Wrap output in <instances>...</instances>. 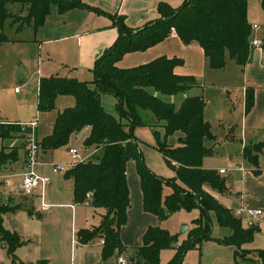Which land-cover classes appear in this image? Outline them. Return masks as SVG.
I'll list each match as a JSON object with an SVG mask.
<instances>
[{"label": "trees", "instance_id": "obj_1", "mask_svg": "<svg viewBox=\"0 0 264 264\" xmlns=\"http://www.w3.org/2000/svg\"><path fill=\"white\" fill-rule=\"evenodd\" d=\"M248 3L249 0H185L177 9L160 3L158 11L161 17L135 30L127 26L123 17L107 15L113 20L119 36L113 46L96 61L92 81L60 76L40 79L38 111L55 110L57 99L61 96L75 99L74 106L57 114L51 135L39 142L43 153L67 146L74 134L87 127L91 130L84 146L87 150H95L93 159L78 163L65 173V177L73 180L76 204H87L90 200L92 207L105 211L98 227L81 229L77 234L81 244L103 239L104 260L115 252L123 254L127 251L121 241V229L128 222L131 207L127 166L130 161H134L145 212L157 216L160 222L182 209H197L199 217L192 221L186 239L181 241L178 236L160 226L149 227L143 236L142 245L134 250V256L127 259L128 264H161L162 251L170 249L174 243L179 244L166 264H183L189 250L201 249L202 244L209 240L231 246L235 264H240V260L264 264V250H259L258 257L252 259L247 257L252 251L245 248L254 241L261 228L258 225L245 228L232 210L219 203L206 190L209 188L220 194L229 191L227 179L219 171L203 167L204 159L215 154L213 148L206 146V142L214 141L215 136L211 125L205 121V100L201 96L186 97L178 108L164 99L185 95L201 85L193 77H182L175 73V68L183 64L179 59L162 57L131 69L118 66L125 55L144 52L175 32L185 44L197 42L202 47L211 69L224 70L228 59L245 68L251 61L253 49ZM9 4L30 5L25 23L35 30L45 24L51 14V5H58L60 14L77 8L93 9L82 0H0V45L9 42L5 33L7 20L11 18L7 11ZM95 11L104 14L98 9ZM23 22L20 19L14 23L19 25L17 32L25 28ZM262 49L264 53V41ZM103 95H111L116 99L115 115L103 106ZM254 105L255 90L247 88L246 115L251 113ZM146 113L152 115L151 122L145 119ZM140 126L152 129L156 141L154 149L174 170V177L162 178L147 167L140 141L135 135ZM20 132L18 123L0 124L2 141L13 138L23 140V146H2L0 176L7 165L18 161L20 150L25 148L24 137L14 136ZM173 136H177L176 143L170 142ZM228 139L235 141L232 132ZM263 150L264 141L246 146L243 157L258 168L259 155ZM259 172L255 170V173ZM167 188L171 191L165 194ZM22 209L25 207L4 203L0 199V246L6 248L12 264H26L16 256V251L26 241L16 229H7L4 220L6 215ZM27 212L29 216L35 214L32 209H27ZM212 213L216 214L220 227L231 231L229 235L220 239L213 237ZM36 264H48V261L41 260Z\"/></svg>", "mask_w": 264, "mask_h": 264}, {"label": "crops", "instance_id": "obj_2", "mask_svg": "<svg viewBox=\"0 0 264 264\" xmlns=\"http://www.w3.org/2000/svg\"><path fill=\"white\" fill-rule=\"evenodd\" d=\"M184 1L185 0H82L85 5L93 9L77 8L63 14L57 12L58 17L54 18L52 22L48 17L42 27L36 30L31 26L28 27L27 39H9L11 41L10 43L23 42L32 44L35 50H39V56H43L44 49H46V54L44 56L46 58V61L43 63V60L41 59L42 56L41 58L39 57L40 66L43 67V70H40L39 67L37 70V73L40 75V79L44 77L61 76L65 78H76L80 81L90 82L93 80L92 70L96 61L103 55V53L107 49L113 46L119 36L117 27L114 26L113 20H111L107 15H116L123 17L127 26L135 30L138 28H142L149 22L158 20L161 17L158 11V6L160 3H165L173 9H177L184 3ZM95 9H98L104 14L97 13ZM23 31L24 29L22 30V32ZM254 32L255 31H253V33ZM252 40H254L253 36ZM261 41H264V37H262ZM162 57L181 60L183 64L175 68V73L178 76L182 77H193L201 85V87L194 88L190 90L187 95L182 96H201L204 100L205 97L209 98V106L206 103L204 114L205 121H207L209 124L210 122L208 120V117L211 111V100H213V92L211 91L224 88L225 94L217 93V95L220 96V102H232L233 100L231 89H235V87H237L236 91H239L241 93V95H237L240 97L238 98V101L239 103L242 102V109L245 115V118L243 120L244 130L246 132H251L254 135L253 137L255 138H257L256 136L258 133H261L259 131V128L264 131V53L262 46L252 49L251 61L245 68H241L233 61L228 59L227 66L224 70H214L209 67L204 50L197 42L185 44L178 37V35L173 32L163 42L144 52H134L125 55L124 58L118 63V66L122 69H131L148 64ZM229 62L234 63L233 65L236 66H231L230 69L225 72L229 65ZM218 71L224 72L223 74H219ZM206 85L208 87H206ZM247 88H254L255 90V105L251 113L248 115L245 114V97ZM16 94H19V92H16ZM66 97L69 96L59 97L57 99V102L60 101V99H65ZM105 98L106 97L104 95L102 97V102L103 106L108 111L105 105ZM108 104H110V101H108ZM113 104V108L116 111V103L114 102ZM74 105L75 102L73 103V101L70 100H68L67 102H63V107L61 110H58V113L63 109L72 107ZM232 107L234 108L235 105L232 104ZM227 108H230L231 110L230 104H227ZM225 112L227 113L226 108L220 112H217L215 114L216 120H221ZM220 127L226 129L224 125H220ZM147 128L150 129L155 145L156 141L153 135V131L150 127ZM85 129L87 130L88 137L91 130L88 127ZM229 130H232V128H230ZM135 135L138 140L141 141V139H139V137H142V132L140 129H136ZM17 140L20 141V144L23 142L21 138H18ZM227 140L229 141L228 135ZM257 140L258 139L253 138L251 140L249 139L248 141L241 139V162H237L234 164L230 180L226 178V175H228V170H226V174H223L222 176L227 179L229 191L226 194H231V192H234L237 197V204L235 207H226L232 210L234 216L235 212L238 209L261 210L263 213L257 219L249 218V226L258 225L262 230V225H264V162L262 160V158L264 157V150L259 155L258 168L252 165L243 157V151L246 146L264 141ZM141 147H143L142 144ZM24 150L25 148H22L20 150V156L24 157ZM52 151L44 153V155L41 157V160L45 162V157ZM87 151L91 154H93V151L95 152L94 149H89ZM23 157L18 162V164L22 167V170ZM242 163H248L250 167L252 166V168L246 169ZM10 165L12 166V164ZM128 165L129 166L127 167V170L129 168L131 173V180L129 179L128 181L130 200L133 191L136 196V201L135 203H133V207L131 202V207L128 211V222L121 229V241L127 248L126 252H134L135 249L139 248L142 245L143 236L148 228L159 226L160 220L157 218V216L144 211L143 192L141 189L140 178L137 174L136 164L134 162L135 168L133 166H131L130 168V164ZM222 169H219L218 171ZM256 169H258L260 172L255 173ZM5 173L6 172H4V177L0 176V181L4 180V184L0 186H5L6 188L12 187L13 182L9 180V176L11 175H6ZM174 176L175 173L172 177ZM18 186H21V184ZM206 190L211 194L213 193L211 189L209 190L206 188ZM1 200L4 201V199ZM49 205L51 206V209L56 207L72 209V234L74 236V239L72 238L71 248L72 252H74V256H71V259L68 263H62L63 260L61 259L64 253H62V250L59 247L60 241L58 238V234L60 233L57 232L56 227L53 225L52 227L55 228V232L54 228H52L50 232H48L47 238L49 239V241L47 242L46 250L42 248L43 245L42 247H36L32 251L24 250L25 248L21 247L16 252L17 258L20 261L26 264H36L41 260L48 261V264H119L121 257L126 258L127 254L124 255L125 252L123 254L115 252L112 257L104 260L102 258L103 244L101 243L103 239L97 238L92 240L88 244H81L78 241L77 233L79 230L92 229L94 227H98L101 224L102 217L105 214L104 210L95 209L89 202L87 204H80L82 206L91 207L94 210L92 212L94 224H89L87 221V225H84L85 223H83L80 229H78L75 223L78 215L77 207L75 205ZM41 211L44 210L41 209ZM51 211L49 212V214L51 213ZM41 216L42 217L39 219L44 218V215ZM237 218H240L242 220L243 226L247 228V226L244 224L243 216ZM40 232L41 233L39 238L43 235V230ZM75 236L77 238L76 240ZM77 242L79 244L78 249L75 248Z\"/></svg>", "mask_w": 264, "mask_h": 264}, {"label": "rangeland", "instance_id": "obj_3", "mask_svg": "<svg viewBox=\"0 0 264 264\" xmlns=\"http://www.w3.org/2000/svg\"><path fill=\"white\" fill-rule=\"evenodd\" d=\"M64 1V0H62ZM263 0H249L248 3V19L251 25H259L260 29L253 33L254 40H262L264 37V9L262 8ZM58 5H51V15L49 20L51 22L54 18L58 17ZM7 11L11 14V18L7 20L5 33L7 37L14 40H24L28 38V24L26 25L25 19L29 16L30 5L22 4H9L7 6ZM20 19H23L24 22L22 26H25L24 31L17 32L19 25L15 24L19 22ZM15 20V21H14ZM6 42L0 45V124L3 123H18V122H27L35 121L38 119L39 128L37 131V139L41 142L47 135L52 132V125L57 116L58 110L62 109L63 102L68 100L74 101L73 97H66L65 99H60L57 102L56 110L40 112L38 111V85L40 82V75L37 73L38 67L40 70H43V67L40 66L39 60V50H35L32 44L27 43H10ZM257 48V47H253ZM46 54V49H44L42 60L43 63L46 61L44 57ZM40 57V58H39ZM234 63L229 62V65L225 72H227ZM39 65V66H38ZM219 74H223L224 71H218ZM61 77V76H60ZM220 85V84H219ZM206 87H208L206 85ZM231 89L232 102L223 101L220 102V96L217 93L225 94L224 88L216 89L213 92V100L211 106L210 115L208 120L212 127V132L215 136V140H208L206 146L213 148L215 151L214 156L205 158L203 161V167L209 170L224 169L228 170V175L226 178L230 180L232 173V168L235 163H240V154H241V139L248 141L249 139H258L257 141L264 140V131L259 128L261 133L257 134V138L253 137L254 135L251 132H246L243 126V120L245 118L244 111L242 109V102L239 103L237 96L241 95L239 91ZM16 90H19V94H16ZM187 95V93L185 94ZM104 96V95H103ZM105 105L108 109V112L111 114H116V111L113 108V103H116V99L111 95H105ZM186 97L178 95L175 97H164L168 102L174 103L176 107H180L182 102ZM206 103L209 106V98H206ZM110 101V104H108ZM227 104H230V108H227ZM232 104L235 107H232ZM226 108L227 113H224V116L221 120H216V113L222 111ZM234 109V110H232ZM145 119L149 122L152 121V115L146 113ZM224 125L226 129L220 127ZM233 131H230V128ZM228 128V130H227ZM137 129H140L142 132V137L140 141V148L145 158L147 167L156 175L170 179L175 173L174 170L166 163L160 153L154 149V139L150 132V129L144 126H140ZM232 132L234 135L235 141L231 142L227 140V135ZM261 136H260V135ZM21 132L14 136H21ZM259 135V138H258ZM44 137V138H43ZM87 138V130L84 129L81 132L74 134L69 141V144L60 149L54 150L45 157V162L48 163L40 172L46 176L52 178V184L48 187L44 197L48 204L60 206L61 204L75 205L77 207V228L80 229L81 225L94 224L93 214L94 211L91 207L82 206L74 202V193H73V180L67 179L64 174H54L50 168L52 165L64 166L72 163V157L69 155L70 149H76L80 153L82 158H87L84 162H87L95 152L91 154L87 151V148L84 146V141ZM14 139V138H13ZM15 138L10 141H2L0 139V150L2 146L6 147H18L23 146L20 144V141ZM171 143L177 142V136H173L170 139ZM141 144L143 147H141ZM44 153H41L42 157ZM23 156H20L17 162L13 163L12 166L9 164L1 174V177H4V172L9 176V180L13 182L12 187L6 188L5 186H0V199H4V203H10L11 205H21L25 209L17 211L15 214H8L5 216L4 225L7 229H17L20 231L21 237L26 244L24 250L32 251L36 247H42L46 250V245L49 239L47 238L48 232L54 227L59 235L60 249L62 250L63 256L62 263H68L71 259V256H74L72 252L71 243L74 236L72 234V209L70 208H50L44 212L41 211L42 203V192L36 191L33 196H26L21 191L22 184V167L18 164L19 160ZM264 162V157L262 158ZM128 164L131 166L134 165V161H130ZM243 164V163H242ZM129 166V165H128ZM127 166V167H128ZM243 166L248 169L252 168L248 163L243 164ZM135 168V167H134ZM222 169V170H223ZM221 171V170H220ZM219 171V172H220ZM127 180H131V173L128 168L127 170ZM4 184V180L0 181V185ZM209 189V188H207ZM210 190V189H209ZM170 189L165 190V194L170 193ZM213 196L225 207H235L237 204V197L234 192L231 194H220L217 191H212ZM6 195V196H3ZM12 197H10V196ZM90 199V198H89ZM136 201L135 193L132 191L131 202L132 207L133 203ZM90 202V200H88ZM27 209H32L34 211L33 216H29ZM39 215H44L43 219H39ZM33 217V218H32ZM53 217V218H52ZM199 217V211L197 209L193 211L179 210L173 213L168 219L160 222V227L169 231L172 235H176L179 238V241L186 239L187 232H182L184 226L192 228V221ZM76 219V218H75ZM244 224L249 226V218L243 216ZM211 225L213 230L214 238H222L231 233L229 229L222 228L218 225L216 214H211ZM95 228V227H94ZM92 228V229H94ZM91 229V230H92ZM43 230V235L40 236V231ZM55 232V228H54ZM78 234V233H77ZM38 237V238H37ZM75 236V240H76ZM179 243H174L170 249L164 250L161 253V264H166L170 261L171 257L175 253V249ZM78 242L75 248L78 249ZM246 249L252 251L248 258L256 259L258 257V251L264 250V225H262V230L255 236V239L252 243L245 246ZM75 250V249H74ZM17 252V251H16ZM127 254V255H126ZM126 258L134 256V252H125ZM17 256V255H16ZM0 264H12L9 256L7 254L6 248L0 246ZM183 264H235L234 255L231 246H226L219 244L215 240L205 241L201 249L189 250L184 258ZM240 264H252L250 261L240 260Z\"/></svg>", "mask_w": 264, "mask_h": 264}, {"label": "built area", "instance_id": "obj_4", "mask_svg": "<svg viewBox=\"0 0 264 264\" xmlns=\"http://www.w3.org/2000/svg\"><path fill=\"white\" fill-rule=\"evenodd\" d=\"M260 29V26L255 24L252 26V31H257ZM175 33V32H174ZM252 47H259L263 45V41L261 40H252ZM16 92H19L17 90ZM21 128V134L24 137L25 141V150L24 157L22 159L23 164V173H22V184L21 191L24 195L30 197L33 196L36 191L42 192V210L48 211L51 207L47 204L44 194L48 187L52 184V178L50 176H46L40 172V170L47 166L48 164L41 160L42 149L39 145V140L37 139V131L39 127L38 119L35 121L27 122V123H18ZM69 155L72 157V165L67 164L64 166L52 165L50 166L52 172L54 174H64L78 163L84 162L87 158H82L78 150L70 149ZM243 170V169H242ZM220 173L226 174V170H221ZM90 198V196H88ZM261 210H245L238 209L235 212L236 217L246 216L251 219H257L262 215ZM104 245V240L101 242ZM119 264H128V260L125 257H121Z\"/></svg>", "mask_w": 264, "mask_h": 264}, {"label": "water", "instance_id": "obj_5", "mask_svg": "<svg viewBox=\"0 0 264 264\" xmlns=\"http://www.w3.org/2000/svg\"><path fill=\"white\" fill-rule=\"evenodd\" d=\"M41 217H42V216L40 215L39 218H41ZM188 229H189L188 226H184V227L182 228V232H186Z\"/></svg>", "mask_w": 264, "mask_h": 264}]
</instances>
